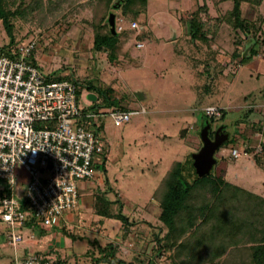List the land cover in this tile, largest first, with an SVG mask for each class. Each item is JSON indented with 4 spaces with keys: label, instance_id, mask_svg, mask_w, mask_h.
I'll use <instances>...</instances> for the list:
<instances>
[{
    "label": "rangeland",
    "instance_id": "rangeland-1",
    "mask_svg": "<svg viewBox=\"0 0 264 264\" xmlns=\"http://www.w3.org/2000/svg\"><path fill=\"white\" fill-rule=\"evenodd\" d=\"M4 3L16 16L15 40L21 44L37 38L39 48L35 58L40 68L57 77L68 74L81 83L85 80L83 88L78 84L83 89L79 94L80 105L88 112L102 115L101 133L108 154L96 169L101 180H89L92 185L89 193L84 191V196L81 195L85 205L65 214L70 219L67 224L63 222L59 228L48 229L49 234L58 236L60 247L59 250L54 247L48 255L57 260L54 264H95L100 255L98 247L110 244L118 247L119 258L134 264L141 260L181 264V259L186 264H206L204 261L210 256L216 257L218 264H236V257L247 252L227 245L239 242L240 237L234 238L230 231L225 237L210 232L217 212L238 208L241 196L231 198L227 193L220 198L208 196L212 201L211 211L176 233L166 248L160 244L166 242L167 230L160 221L162 208L156 198L161 196L165 177L175 162L187 164L206 141L222 143L207 170L208 175H216V153L229 147L240 131V123L244 122L241 106L247 93H256L264 83V75L252 74L246 67L264 62V24L261 25L264 2L261 6L242 5V17L254 25L248 35L231 24L233 20L228 12L233 8L232 0H150L148 14L133 19L135 22L118 7L121 0H4ZM198 10L206 24L208 43L199 40L195 46L207 59L210 58L206 57L207 52H218L219 67L213 73L183 65L188 21L193 20ZM111 14L117 15L118 30L122 27L125 30L133 23V26L137 24L134 36L146 34L141 49L132 40L134 53L140 57L136 65L120 60L119 66H110L107 54L93 48L94 28L102 23L110 24ZM175 33L182 39L178 43L181 50L177 64L172 63L177 45ZM9 42L0 21V50ZM238 51L244 53L247 61L242 63L240 58L233 57ZM111 86L112 98L105 97ZM139 91L146 94L145 100ZM91 94L97 96L96 102L90 101ZM208 106L224 108L225 117H207ZM113 109L138 111L139 115L117 125L109 115ZM188 127H193L190 133L199 139L200 150L190 139L181 138L180 132ZM242 176L247 177L246 172ZM23 178L26 179L25 174ZM237 179L231 180L241 178ZM20 186L25 191V185L19 181ZM82 190L81 185L80 193ZM261 190L252 191L261 194ZM193 200L191 204L199 206L201 200ZM100 210L114 215L123 213L129 224L103 218L98 215ZM76 211L85 215L74 217ZM241 215H245L242 210ZM17 233L29 234L26 228L17 229ZM8 236L9 231L0 220V242L9 241ZM54 241L55 238L45 244L54 246ZM0 264H15L13 247L0 248Z\"/></svg>",
    "mask_w": 264,
    "mask_h": 264
},
{
    "label": "built area",
    "instance_id": "built-area-1",
    "mask_svg": "<svg viewBox=\"0 0 264 264\" xmlns=\"http://www.w3.org/2000/svg\"><path fill=\"white\" fill-rule=\"evenodd\" d=\"M38 48L32 38L0 52V220L15 248L23 241L17 229L62 226L65 214L80 205V184L95 177L108 154L102 115L80 105L75 78L40 68ZM134 114L139 112H109L117 125ZM205 114L220 119L223 109L207 107ZM232 153L242 155L239 149ZM53 259L16 255L15 264H54Z\"/></svg>",
    "mask_w": 264,
    "mask_h": 264
},
{
    "label": "trees",
    "instance_id": "trees-1",
    "mask_svg": "<svg viewBox=\"0 0 264 264\" xmlns=\"http://www.w3.org/2000/svg\"><path fill=\"white\" fill-rule=\"evenodd\" d=\"M121 9L125 16L131 17V19H138L139 17L146 15L149 6V0H121ZM264 0H232L233 8L228 12V16L231 18V24L234 29L240 32H245L247 35L250 30L253 29V24L249 23L242 17V5L250 3L255 6H261ZM202 10V9H200ZM193 20L188 21V36H189V52H199L195 43L203 41L208 43V37L206 32V24L200 18L199 10L195 12ZM16 18L10 10L6 8L4 0H0V21L2 22L4 29L6 30L10 42L6 48L0 50L3 52L7 48L16 47L19 42L14 37V23L13 19ZM264 24V20L261 21V25ZM131 37L130 31H124L123 33H115L111 30V25L102 23L94 28V49L99 52H107L111 61L117 60L121 57H129L130 53L125 47L128 39ZM206 53V52H205ZM237 53V54H236ZM233 57H238L242 60V63L247 61L248 58L244 57V53L238 51ZM218 52L212 51L206 53L205 58L199 60L193 55V60H197V66L201 63L204 66L206 72H211L215 65L218 63ZM219 67V65H218ZM61 78V77H59ZM77 85L80 83V87L83 88L86 83L79 82L77 78ZM79 87V85H78ZM91 89V87H89ZM83 89L79 88V94ZM225 114L223 113V118ZM189 132V129L186 130ZM165 188L162 191L160 197V206L162 213L160 215V221L167 230L166 242H160L165 248L170 246L173 236L176 233L183 232L188 227L196 223L207 211H211L212 198L225 196L229 194L231 198L241 196V200L238 201V208L231 211L217 212L215 222L211 226L210 234L215 236H226L227 232H231V235L240 237V241H234V243L228 244L232 248L244 249L246 254L236 257V264H264V199L260 196L244 191L239 187H235L231 184H227L223 177L216 175L206 174L202 178H196L193 176L188 163L182 164L180 162L175 163L168 176L165 179ZM193 198L200 199L199 206H193L191 202L195 201ZM193 200V201H192ZM209 201V203H206ZM110 203V202H109ZM112 203V202H111ZM260 207V208H259ZM27 208V206H26ZM246 209V210H244ZM241 210L244 212V216L241 215ZM98 215L107 219H117L122 221L125 225L129 224L128 218L123 214L117 215L111 214L106 210H100ZM242 236V237H241ZM249 237V238H248ZM246 241L245 244H242ZM99 256L95 259V264H134L129 263L119 258V249L115 245L102 248L98 247ZM180 258V254H177ZM216 258V257H215ZM210 256L206 264H218L217 260ZM181 264H186L184 260H179ZM58 263H62L58 261ZM138 264H154L150 260H141Z\"/></svg>",
    "mask_w": 264,
    "mask_h": 264
},
{
    "label": "crops",
    "instance_id": "crops-1",
    "mask_svg": "<svg viewBox=\"0 0 264 264\" xmlns=\"http://www.w3.org/2000/svg\"><path fill=\"white\" fill-rule=\"evenodd\" d=\"M149 3H150V0H149ZM118 7L121 8V5H119ZM148 11H149V6H148ZM148 11H147V14H148ZM112 15L113 14L110 15V18ZM114 15L117 20V15L116 14ZM133 22H135V20H133ZM118 27L119 26L116 21V30L118 31V33H121L125 30L131 32V37L128 39L127 44L125 45V47L130 53V56L125 57V58L121 57L117 60L111 61L107 52H102V53L107 54V58L110 62V66H112V64L114 65L116 64V66H119L118 62L120 60L127 61L132 65H136L140 57H137V55H135L134 53V50L132 48V40L135 39L137 42L136 47L141 49L144 47L143 38L145 39L146 34L142 33V31L139 30L140 33H142L141 36L139 37L134 36L133 29H136V28L133 26V23L129 27H125V30H123V27L119 28L118 30ZM138 27H140L139 24H138ZM187 35H188V32H187ZM174 39H175V42L177 43L175 53L173 54L175 61L172 62L171 60V62L173 64H177V61L180 59L178 57L180 54L178 51L181 50L178 43H180L182 39L179 38L177 33L174 34ZM187 42H188V45L187 46L185 45L186 48H184V52H186V55L183 57L185 58L186 62L183 63V65L185 66V68H192L195 70L203 69L202 72H204L205 69L203 68V64L201 63L200 65L197 66L196 61L193 60V55L196 59L197 58L200 59L202 55L199 52H194V53L189 52V36H188ZM93 48H94V42H93ZM254 63H255L254 65L247 64L246 67L252 70L251 71L252 74L253 72H256L257 74H260L259 76L264 75V62H254ZM217 68H218V65L217 66L215 65V67H213L211 72L213 73V70H216ZM205 75L207 76L206 72H205ZM215 79L216 77L214 74V80ZM82 82L86 83L85 80ZM89 90H92V87L91 89L89 88ZM112 91H113V87L111 86L106 90L107 94L105 95V97L112 98V95L114 94V92ZM139 93L141 94L142 99L145 100L146 94L142 91H139ZM89 99L90 101H93V102H96L98 100L95 94H91L89 96ZM208 107H215V106H208ZM263 107H264V83L261 85V88H259L256 91V93H253V94L250 92L247 93V96L245 97V103L242 104L241 106V109L244 111L243 113L244 122L240 123V126H241L240 131L238 133L236 132L233 138V141L230 143V146L225 147L219 153H216V163H215L216 169H215L214 174H216V176L218 177L220 176L223 177L225 183L231 184L235 187H239L240 189L244 191L252 192L264 199V113L262 111ZM227 108L229 107H226V109ZM223 111H224V108H223ZM135 112H138V111H135ZM144 113H147V111L144 110ZM134 115H139V114H134ZM192 128L188 127V128L183 129L180 132V136L183 139L185 138V140L190 139L193 142V145L195 146V148L200 150L202 145L199 139L196 136H192V134L190 133ZM187 129H189V132L187 131L186 133ZM228 140H230V138ZM234 149L240 150V152L242 153L240 158H235L233 156L232 152ZM175 163H178V162H175ZM171 169L169 170V172L171 171ZM243 172H246L247 177L244 178L242 176ZM232 177L238 178V179L241 178V179L240 181L231 180ZM93 179L100 181L101 175H98L96 172L95 177ZM81 185L83 186V190L81 191L82 194L80 193V195L85 194L84 191H86V193L88 194L90 187L92 186L89 183V181L82 182L80 186ZM254 189L255 190L262 189L261 194H259L258 192L252 191ZM83 196L81 197L79 208H83L85 205ZM156 200L160 202L158 197L156 198ZM75 213L76 214L73 215L74 217L75 216L82 217L83 215H85L84 213L83 214L80 213V211L79 212L76 211ZM69 221L70 219L68 217L67 219L66 218L64 219V222L66 224ZM26 229L29 233L28 236L21 234L23 236V241L20 244H18L16 248L13 245H11L8 240L6 243L0 242V248L4 249V247L6 248L7 246L13 247L14 252H15V258H16V255L18 257L19 256L22 257L23 255H28V254H36L38 256H48L51 250L54 249V247H56L55 249L59 250L60 247L57 244L58 236L49 234L48 230L42 229L41 227H33L32 225L27 226ZM53 238H55L54 246H50V247L46 246L45 243H47V241L51 239L53 240Z\"/></svg>",
    "mask_w": 264,
    "mask_h": 264
},
{
    "label": "water",
    "instance_id": "water-1",
    "mask_svg": "<svg viewBox=\"0 0 264 264\" xmlns=\"http://www.w3.org/2000/svg\"><path fill=\"white\" fill-rule=\"evenodd\" d=\"M111 30L116 32V17L113 14L110 18ZM221 141L210 142L206 141L201 150L192 156L188 160V166L196 178H202L207 174L208 167L213 165V156L216 150L221 146Z\"/></svg>",
    "mask_w": 264,
    "mask_h": 264
}]
</instances>
